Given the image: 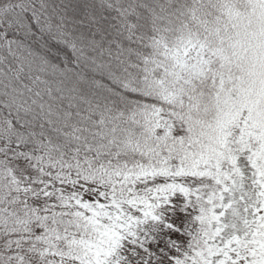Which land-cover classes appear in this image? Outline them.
Returning <instances> with one entry per match:
<instances>
[{"label": "snow or ice", "instance_id": "6c2138e0", "mask_svg": "<svg viewBox=\"0 0 264 264\" xmlns=\"http://www.w3.org/2000/svg\"><path fill=\"white\" fill-rule=\"evenodd\" d=\"M0 264H264V0H0Z\"/></svg>", "mask_w": 264, "mask_h": 264}]
</instances>
